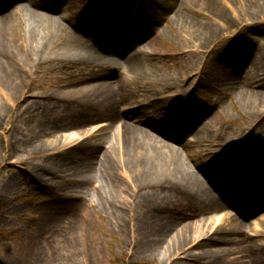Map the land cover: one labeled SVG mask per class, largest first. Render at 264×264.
<instances>
[{"label":"bare ground","instance_id":"obj_1","mask_svg":"<svg viewBox=\"0 0 264 264\" xmlns=\"http://www.w3.org/2000/svg\"><path fill=\"white\" fill-rule=\"evenodd\" d=\"M149 1L163 7L166 14L172 13L175 20L178 17L179 24L185 20L179 11L185 4L220 7L210 0ZM19 2L24 5L14 7L9 14L0 6V144L6 141L10 152L24 147L29 157L35 158L32 178L36 187L65 185L78 200L89 202L92 194L88 182L99 177L100 189L107 191L105 196L103 190L97 194L111 216L129 226L132 244H137L135 250L153 254L165 246L163 254L169 256L164 257L180 264H264V241L248 240L250 219L264 212V168L248 160L245 146L221 139L218 132L210 134L208 126L201 128L198 123L202 118L197 113L179 116L184 107L181 103L192 88H184L163 69L159 74L157 54L152 53L154 41L147 46V34L140 36L133 47L144 44V51L127 57L128 49L120 51L117 42L123 34L119 24L105 29L106 19L99 18L100 37L112 32L109 43L99 45L67 31L61 18L51 15L59 8L50 0ZM146 2L105 0L103 5L135 14ZM195 32L204 36V43L212 37L201 26ZM123 42L126 45L127 41ZM251 59V47L242 46L214 55L210 65L224 78L233 77V89H244V103L255 108L264 105V91L251 88L257 82L255 70L262 63L256 57L253 62ZM153 62L148 73L144 65ZM248 65L253 69L241 71ZM119 72L128 76L115 80L112 73ZM47 78L51 87L34 93L37 80ZM192 109L190 104L187 111ZM10 110L18 115L17 125L12 118L7 119ZM104 121L105 126H95ZM177 125L187 132V139L192 135V140L181 147L174 145L181 143V131L171 132ZM43 136L52 141L41 142ZM234 164L238 165L234 174L228 170L219 176H223L224 196L208 186L201 169L213 174L214 168L221 171L223 165L231 169ZM13 186L10 181L5 183L7 195ZM228 195L230 205L224 201ZM140 207L143 209L138 212ZM230 207L239 216L232 214ZM76 208L60 211L47 204L38 210L32 219L34 226L51 236L47 239L34 233L29 247L17 250L9 259L0 257V264H63L69 257L65 246H49L56 243L57 234L64 233L62 227L68 226L67 234L75 242ZM254 225L258 230V221ZM87 233L86 237L79 232V237L83 236L82 260L76 251L71 264L103 263L98 238L90 233L89 226Z\"/></svg>","mask_w":264,"mask_h":264},{"label":"rangeland","instance_id":"obj_2","mask_svg":"<svg viewBox=\"0 0 264 264\" xmlns=\"http://www.w3.org/2000/svg\"><path fill=\"white\" fill-rule=\"evenodd\" d=\"M93 1L95 4L100 2V0ZM210 1L220 7L207 9L202 5L188 6V4H185V7L181 6V9L180 7L175 9L183 11L186 25L185 20L179 24L176 21L177 17L174 21L170 20L167 26L163 22L166 11L158 8H147L145 25L147 24L150 27L149 23L152 22V26H156V22L160 21L157 27L161 29V38L154 39L155 43L152 49L153 52L158 51L163 55V58H160L157 62L158 71L160 74L161 69H163L183 87L188 85L192 89L197 88L181 103V106L184 107L179 110V116L185 114L195 115L198 112L201 113L204 107L209 108L208 113L205 117H201L202 120L198 125L201 128L208 126L211 128L210 134L218 132L220 138L225 141L233 142L238 146H245L248 149L247 155L250 160L264 163V105H256L255 108L248 107L244 103L245 90L233 89L235 85L234 78L228 76L224 78L221 71L215 72L212 65H210L211 59L214 55L219 54L220 49L223 53H230L232 49H237L240 46L251 47L254 52V59L255 57L260 59L262 64L255 70L256 84L250 87L255 91H264V0ZM67 14L70 17H75L76 11ZM127 18L132 19V16H127ZM197 24L205 29L208 34H212L207 43L203 42L204 36L200 37L195 32V29L196 31L199 29ZM129 25L136 27L137 23L129 22ZM58 43L63 44L61 39H58ZM254 59H251V61H255ZM206 63L207 66H205ZM152 67H154V64L148 66L146 71L151 73ZM205 67L209 72L211 71V75L207 74L206 69H203ZM251 67V65H248L247 68L245 67L241 71L247 72ZM36 86L37 88L33 90L34 93L49 89L51 87L49 78L47 80H37ZM149 92V95L152 94L151 91ZM2 100L0 97V101ZM190 104L194 109L188 112L187 109ZM124 108H127V106ZM258 115L262 117H256ZM10 118L17 125L18 115L15 111L10 110V116L7 119ZM256 118H260L261 122L257 123L259 119L256 120ZM105 122L99 123L98 127L106 124ZM25 133L29 134V129H26ZM45 141L50 143L52 138L41 137V142ZM170 142L172 143V141ZM185 143L187 142L183 141L174 145L181 147L186 145ZM6 144L7 142L4 140L0 144V257L9 259V257L16 254L17 250H23L25 246L29 247L33 241L34 233L41 234L42 237L48 239L51 235L47 234V231H43L42 227L41 229L35 228V222L32 219L38 210L45 208L47 204H53L60 211L77 207L75 213L76 234L74 236L75 242H71L73 238H70V233L67 234L70 226L67 228L62 227L64 233L57 234L59 238L55 241L56 243L50 244L49 247L60 249V244L65 246L64 251L69 252V257L66 261H62L63 264H71L72 256H76V251L78 254L76 257L82 260L81 239L83 236L79 237V230H83V232H80V236L83 233L87 237L88 233L84 227L82 229V222L79 221L80 218L78 217L81 212L87 210L84 208V203L79 200L68 201L69 204L65 202L63 199L69 197L68 192L71 191L65 185L56 188H52V186L37 188L38 184L33 182L32 178L35 158L31 159L24 147H19L15 152H10L6 149ZM194 151L196 152V149ZM95 178L88 182V189H91L93 193L92 200L95 204V210L89 212L92 219L88 222L89 218L85 223L88 224L90 233L98 238L97 247L98 253L103 259L102 264H180V262L173 263V260L164 257L169 256L166 253L163 254L165 246L153 254L142 253L138 249L135 250L137 244H132L129 226H124L120 224L119 219L113 218L110 211L104 206V200L101 199L100 194L95 195L99 191L101 193L105 191L102 193L105 196L107 191L104 188L100 189L102 185L99 182V177ZM8 181L14 186L7 195L4 185ZM140 209L143 208L140 207L137 211L140 212ZM232 214H236V212ZM5 217L9 219L7 220ZM262 217H264V213L250 219L248 223L251 226V231H248L249 241H264V220H262ZM216 220L217 218L214 222ZM256 221L259 225L258 230L255 229L254 225ZM78 225L80 226L79 230ZM197 232L199 233L198 230ZM197 232H194L196 237ZM43 240L41 238V241ZM45 246H47V243H45ZM52 262L53 264H61V262ZM77 264H79V261ZM80 264L82 263L80 262Z\"/></svg>","mask_w":264,"mask_h":264}]
</instances>
